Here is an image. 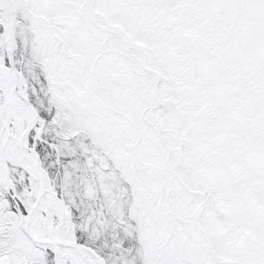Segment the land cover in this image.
<instances>
[{"label": "snow or ice", "instance_id": "obj_1", "mask_svg": "<svg viewBox=\"0 0 264 264\" xmlns=\"http://www.w3.org/2000/svg\"><path fill=\"white\" fill-rule=\"evenodd\" d=\"M0 264H264V0H0Z\"/></svg>", "mask_w": 264, "mask_h": 264}]
</instances>
